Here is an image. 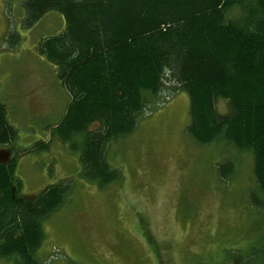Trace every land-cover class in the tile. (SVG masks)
<instances>
[{
	"label": "trees",
	"instance_id": "trees-1",
	"mask_svg": "<svg viewBox=\"0 0 264 264\" xmlns=\"http://www.w3.org/2000/svg\"><path fill=\"white\" fill-rule=\"evenodd\" d=\"M25 7L30 26L53 10L64 16V27L37 51L70 96L51 130L79 155L82 178L101 187L121 180L108 162L109 146L159 107L161 93L178 87L189 96L194 140L251 154L259 188L252 200L262 206L256 194H264V0H27ZM221 98L227 113L217 109ZM17 137L0 101V150L14 148L0 154V260L47 264L37 255L44 222L68 201L73 184L64 179L23 195ZM218 170L227 180L235 162L226 159ZM228 264H264V252L252 248Z\"/></svg>",
	"mask_w": 264,
	"mask_h": 264
},
{
	"label": "rangeland",
	"instance_id": "rangeland-1",
	"mask_svg": "<svg viewBox=\"0 0 264 264\" xmlns=\"http://www.w3.org/2000/svg\"><path fill=\"white\" fill-rule=\"evenodd\" d=\"M26 1L0 0V101L18 129L17 176L29 197L64 179L73 184L68 201L44 222L39 258L47 264H228L252 248L264 252V194H256L262 206L254 205L259 188L251 154L194 140L187 130L189 96L178 87L161 93L159 107L109 146L108 162L121 180L101 187L80 176L79 155L52 131L70 96L37 51L65 19L53 10L30 26ZM226 101L218 100L220 113L229 111ZM41 142L48 149H39ZM226 159L235 171L223 180L218 165Z\"/></svg>",
	"mask_w": 264,
	"mask_h": 264
}]
</instances>
